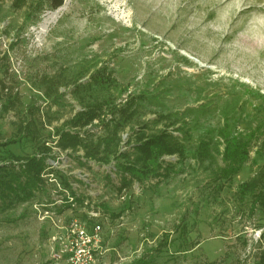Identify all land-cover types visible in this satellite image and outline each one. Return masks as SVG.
I'll list each match as a JSON object with an SVG mask.
<instances>
[{
    "label": "rangeland",
    "instance_id": "obj_1",
    "mask_svg": "<svg viewBox=\"0 0 264 264\" xmlns=\"http://www.w3.org/2000/svg\"><path fill=\"white\" fill-rule=\"evenodd\" d=\"M104 66L117 81L93 87L107 101L106 121L111 104L136 99L122 149L130 147V128L145 123L150 132L171 121L175 134L180 125L190 130L186 158L170 176L155 168L119 189L115 165L123 158L83 163L82 148L57 145V131L83 108L73 95L76 81ZM56 83L59 93H47ZM0 92V143L21 137L0 146V164L8 153L37 154L46 164L37 199L10 207L0 200V264H51L54 228L38 210L48 208L101 223L105 264L259 263L264 214L236 193L264 165V0H65L55 10L46 0L21 7L0 0ZM169 112L171 120L151 122ZM256 128L250 159L230 182L214 180L193 158L202 138ZM87 129L94 138L105 133L99 120ZM42 144L51 150L41 151ZM68 187L100 215L63 206Z\"/></svg>",
    "mask_w": 264,
    "mask_h": 264
},
{
    "label": "trees",
    "instance_id": "obj_2",
    "mask_svg": "<svg viewBox=\"0 0 264 264\" xmlns=\"http://www.w3.org/2000/svg\"><path fill=\"white\" fill-rule=\"evenodd\" d=\"M50 9H58L64 4L65 0H46ZM26 0H13L16 7H21ZM85 75H81L76 81L73 95L79 100L82 109L77 111L70 119L65 121L63 127L56 133L58 135L57 145L63 149L72 148L75 151L82 148L84 151L82 159L83 163L88 161L107 163L111 158H123L124 163L117 161L115 172L121 177L119 189L130 187L134 180L142 181L149 172L156 168L163 169L158 171V175L163 177L170 176L178 162L184 161L186 158V145L191 136L190 130L183 125L175 128L178 134L171 132L167 126L176 124L171 121L167 126L150 132V124H143L139 129L131 127L128 132L129 148L122 149L120 142L122 138L120 134L126 131L127 127L134 121L136 114V99L131 98L121 107L115 104L109 110L111 118L106 121L104 118L105 102L99 99L93 93V87L97 85H107L114 87L117 84L115 78L112 77L108 67H100L96 73L90 76V80L80 81ZM53 89H47V93L58 94V83L52 85ZM87 96H92L94 101L87 100ZM3 98L0 92V100ZM12 106V105H11ZM8 109V108H7ZM188 112V111H186ZM175 113L159 114L151 122L155 125L162 121H169ZM95 120H99L104 126L105 133L103 135L93 137L94 135L87 127L93 124ZM152 127V126H151ZM258 128L251 131H239L236 134L229 135L223 130L220 131L217 140H212L210 136L199 140L196 146L195 157L200 167L208 169L212 173L214 180L229 181L239 173L241 168L249 161L251 147L256 138ZM18 139H10L0 143V146L7 147L12 143H17ZM264 150V140L259 144ZM41 151H49L50 147L42 144L39 146ZM177 155L178 161L167 159ZM0 164V200L5 207H10L14 202H25L31 199H37L38 191L43 189L44 179L41 173L46 170L45 158L34 154L29 157H21L13 153H8ZM7 162L9 164H7ZM19 164L18 167L16 163ZM120 163V167H119ZM118 164V166H117ZM15 167L16 170L10 169ZM67 183V180H65ZM68 192L74 199L71 201L68 197L63 199V206L66 208H86L98 209L91 200L80 195L72 187ZM237 196L244 199L250 196L252 199V212L260 208L264 214V165L259 171L248 181L242 183L236 193ZM142 264V260L138 261ZM264 264V250L260 254L259 263Z\"/></svg>",
    "mask_w": 264,
    "mask_h": 264
},
{
    "label": "built area",
    "instance_id": "obj_3",
    "mask_svg": "<svg viewBox=\"0 0 264 264\" xmlns=\"http://www.w3.org/2000/svg\"><path fill=\"white\" fill-rule=\"evenodd\" d=\"M50 165L52 166V164ZM68 198L71 201L74 199L71 193H68ZM36 205L38 206V204ZM39 207L45 208L46 206L39 205ZM38 210L41 214L40 218L49 221L54 228L50 238L52 243L51 264H105L104 260L108 250L101 223H91L89 220H83L77 216H64L65 218H63V215L54 213L50 208L43 209V211ZM87 210H90L87 213L92 217L100 215L98 214L100 210Z\"/></svg>",
    "mask_w": 264,
    "mask_h": 264
}]
</instances>
